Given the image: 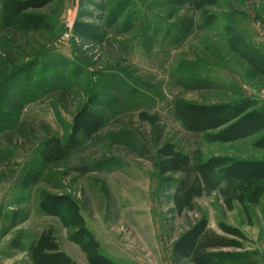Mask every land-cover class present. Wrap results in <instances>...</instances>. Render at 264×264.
Wrapping results in <instances>:
<instances>
[{
	"label": "rangeland",
	"instance_id": "obj_1",
	"mask_svg": "<svg viewBox=\"0 0 264 264\" xmlns=\"http://www.w3.org/2000/svg\"><path fill=\"white\" fill-rule=\"evenodd\" d=\"M199 2L54 0L27 13L36 29L0 21V264H32L28 249L49 230L72 261L88 264L77 230L41 209L47 196L78 205L113 264H192L173 247L201 220L217 235L229 238L225 224L245 236L242 250L208 251L210 263L264 264V198L247 212L238 203L228 210L225 182L214 175L193 209L177 215L175 183L166 179L182 176L160 172L167 144L190 160L264 161L255 146L264 133L213 143L216 132H189L176 118L179 104H264V0H217L206 9ZM77 23L96 29V39ZM84 109L101 116L98 132L45 163L48 142H68Z\"/></svg>",
	"mask_w": 264,
	"mask_h": 264
},
{
	"label": "trees",
	"instance_id": "obj_2",
	"mask_svg": "<svg viewBox=\"0 0 264 264\" xmlns=\"http://www.w3.org/2000/svg\"><path fill=\"white\" fill-rule=\"evenodd\" d=\"M54 0H2L0 21L4 28L21 30L36 29L39 26L37 17L28 15L29 11L43 9ZM217 0H200L202 9L213 8ZM216 20L214 15L205 18L207 26ZM75 30L85 38L95 40L97 30L81 23ZM175 115L182 127L195 133H210L208 140L213 143H231L264 133V104L245 99L229 105L201 106L179 104ZM102 126L99 114L84 109L73 121L70 139L62 144L52 140L46 145L42 159L45 163H54L65 158L81 147V138H89L96 134ZM256 147L264 149V136ZM162 158L160 172L162 175L182 176L175 180V191L172 195L174 212L177 215L191 211L193 203L203 194V185L209 178L219 175L225 182L220 191L228 210L238 203L246 212L250 207L258 205L264 198V161H243L227 157H213L208 160L184 158L175 148L167 144L159 150ZM43 212L50 216L61 217L67 227L75 228L74 242L83 245L89 253L88 264H113L99 253V245L85 227L78 205L68 196H47L41 203ZM64 215V217H63ZM66 221L68 223H66ZM220 230L229 238L215 234L206 227L204 220L199 221L187 231L174 245L173 252L192 264H212L207 252L216 249L242 250L241 241L245 236L238 229L225 224L219 225ZM32 264H76L63 253L52 232L44 231L28 249ZM244 258L242 255H236ZM246 264H255L249 261Z\"/></svg>",
	"mask_w": 264,
	"mask_h": 264
}]
</instances>
